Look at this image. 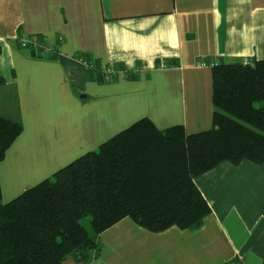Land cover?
<instances>
[{
	"label": "crops",
	"instance_id": "obj_1",
	"mask_svg": "<svg viewBox=\"0 0 264 264\" xmlns=\"http://www.w3.org/2000/svg\"><path fill=\"white\" fill-rule=\"evenodd\" d=\"M37 35L42 58L19 44ZM263 53L264 0H0V116L22 126L0 161V202L138 119L210 129L211 64ZM194 182L211 210L199 228L152 232L124 217L86 262L61 264H264V160Z\"/></svg>",
	"mask_w": 264,
	"mask_h": 264
},
{
	"label": "trees",
	"instance_id": "obj_2",
	"mask_svg": "<svg viewBox=\"0 0 264 264\" xmlns=\"http://www.w3.org/2000/svg\"><path fill=\"white\" fill-rule=\"evenodd\" d=\"M35 41L28 50L42 58L44 39ZM90 64L92 74L104 75ZM211 75L210 129L161 130L138 119L0 202V264H61L68 256L86 262L99 234L124 217L152 232L199 228L211 210L194 178L222 162L264 160V57L212 63ZM21 131L20 122L0 116V161ZM85 216L91 233L81 224Z\"/></svg>",
	"mask_w": 264,
	"mask_h": 264
},
{
	"label": "built area",
	"instance_id": "obj_3",
	"mask_svg": "<svg viewBox=\"0 0 264 264\" xmlns=\"http://www.w3.org/2000/svg\"><path fill=\"white\" fill-rule=\"evenodd\" d=\"M19 44L21 47H27V46H33L36 47L37 43L35 41V37H31V38H26L24 36H22V38L19 39ZM82 64L86 67H92V65L86 61H82ZM200 65L204 66L206 65V63L201 62Z\"/></svg>",
	"mask_w": 264,
	"mask_h": 264
},
{
	"label": "rangeland",
	"instance_id": "obj_4",
	"mask_svg": "<svg viewBox=\"0 0 264 264\" xmlns=\"http://www.w3.org/2000/svg\"><path fill=\"white\" fill-rule=\"evenodd\" d=\"M263 57H264V53H263ZM81 224L91 233V224H90L89 216H85L84 218H82Z\"/></svg>",
	"mask_w": 264,
	"mask_h": 264
}]
</instances>
